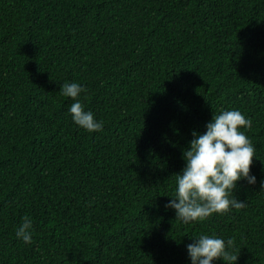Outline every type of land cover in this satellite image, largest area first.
I'll return each instance as SVG.
<instances>
[{
  "label": "trees",
  "instance_id": "obj_1",
  "mask_svg": "<svg viewBox=\"0 0 264 264\" xmlns=\"http://www.w3.org/2000/svg\"><path fill=\"white\" fill-rule=\"evenodd\" d=\"M65 82L102 131L72 122ZM233 109L256 149L246 206L175 220L182 150ZM262 180L264 0H0V264H190L201 234L264 264Z\"/></svg>",
  "mask_w": 264,
  "mask_h": 264
},
{
  "label": "clouds",
  "instance_id": "obj_2",
  "mask_svg": "<svg viewBox=\"0 0 264 264\" xmlns=\"http://www.w3.org/2000/svg\"><path fill=\"white\" fill-rule=\"evenodd\" d=\"M86 89L77 82H65L60 86V94L71 98L68 108L72 122L87 133L103 130L104 123L95 114L86 110L81 95ZM252 121L239 110H221L213 115L205 125L203 134L192 132L187 148L182 150L184 167L175 177V188L165 204V210L175 213V220L184 224L204 221L212 215H223L231 209H242L246 202L233 196L237 185L245 181L249 186L256 184V177L250 174L255 158V147L245 131ZM264 189V180L260 183ZM34 225L25 216L15 230L16 239L24 244L33 243ZM186 247L190 264H213L222 260L225 264H235L238 255L229 249L233 241L215 235L201 234L191 239Z\"/></svg>",
  "mask_w": 264,
  "mask_h": 264
}]
</instances>
